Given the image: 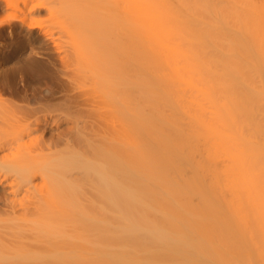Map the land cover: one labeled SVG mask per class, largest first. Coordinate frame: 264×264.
Segmentation results:
<instances>
[{
    "label": "bare ground",
    "instance_id": "1",
    "mask_svg": "<svg viewBox=\"0 0 264 264\" xmlns=\"http://www.w3.org/2000/svg\"><path fill=\"white\" fill-rule=\"evenodd\" d=\"M128 1L133 19L112 23L109 50L91 38L108 61L98 81L120 98L126 143L110 111L73 85L68 56L85 54L80 41L50 36L28 13L42 4L22 2L31 17L15 6L21 16L6 19L25 25L24 43L48 33L74 49L53 41L59 61L49 46L3 52L15 60L0 68V215L47 237L8 254L0 244V264H264V0ZM60 201L73 213L65 206L54 219ZM58 218L76 225L71 233L60 223L67 238L54 240Z\"/></svg>",
    "mask_w": 264,
    "mask_h": 264
},
{
    "label": "rangeland",
    "instance_id": "2",
    "mask_svg": "<svg viewBox=\"0 0 264 264\" xmlns=\"http://www.w3.org/2000/svg\"><path fill=\"white\" fill-rule=\"evenodd\" d=\"M7 2H10L14 7L13 8H11L12 7V5L10 4V7H9V3H7V6H8V8H7V6H6V8L5 7H2L1 8V5L3 6V4L5 3V1H1L0 0V3L1 2H3V4H0V25L2 26V28L0 29V68L1 69H7L8 68V66L9 67H11L12 65H14L13 63H14V61H13V59L11 58V57H9V58H6V59H4V57H3V52H8V51H10L11 50V48L12 49H14V48H17V47H19V45L22 47L23 46V56H25L26 54H28L30 51H31V49L30 48H32L31 46H34L35 48L31 51V52H35L34 54L35 55H40L41 54V52L39 53L38 51H44V48L42 49V47H48V49H50L52 52H53V50H54V55L56 56V58H57V60L59 61V58H58V50L59 51H62L63 49H65V48H67L68 50H69V48H71V47H67V45L69 44L68 42L69 41H71V43L74 45V42L75 41H77V40H79L80 42L79 43H81L80 45H78L76 42H75V44H77L78 45V47H77V49L78 48H81V49H83L84 50V52H85V54H82V55H74V53L72 54V50H69L70 52H71V56H68V58H70L71 57V59L69 60V59H67V60H69L68 61V69H69V71L71 72V74H72V77H71V79H72V81H73V85H75V84H77V86L79 87V88H77L78 90H81V91H83V94L82 95H84L85 93L84 92H86V96H85V98L84 99H86L87 97L89 98V99H91L92 101H91V103L94 101L95 103H97L98 102V104H99V106H101V110H99V111H102L104 114H105V116H107L108 117V111H110L109 113V115H112V124H114V126L115 127H118V130H119V140L120 141H122V142H124V143H126V141L127 142H129L131 139H132V135H131V133H129V132H126V131H124V130H122L121 128H119V122H120V119H119V117H120V114H119V112H118V110H117V107H118V104L120 103V98L118 99V101L116 100L117 98H116V96L114 97V93L112 94V92L114 91L113 89H111V90H113V91H111V94H108L107 92L109 91L107 88V92L106 91H104V89H103V85H102V80H99V81H101V83L98 81V72L100 71L99 69H98V67L100 66V69H102L101 67H102V64L104 65V64H107L108 65V63H105V61L107 60H104V58L103 57H101V56H98L97 54H93L92 53V51L94 52V53H97L98 52V50H99V47L101 46L100 45V43H99V45H98V43H97V41H94V40H98V39H96V37L95 36H93L94 35V33H98V35H101L99 38L101 39V37H102V40H98V41H102V43H103V40L105 39V43H103V45H105L104 47L106 48H108V50H109V44L111 43V41H112V38H113V34H112V36H111V33H112V30L111 29H109V27L111 26V25H113V29L114 28H116L117 26H122V28H123V25H121V23L122 22H124L125 20V23L126 22H129V21H127V19L129 20L131 17H132V19H133V15H134V13H135V11H134V13L132 12V8H131V11H130V8L129 7H131V5L128 3L129 1L128 0H31V1H29L28 0V5H30V4H42L41 6H43V7H41L40 5H39V8H38V6H36L33 10H31L32 11V13H31V11H30V9H29V11H28V13L29 14H33L32 16L33 17H36L37 19H39L40 21H41V23L40 22H38L39 23V25H41V27L42 28H46V31H50L51 33H49V35L51 34V35H53V37H55V39L57 38L58 40H62V39H66L67 37V39L69 40L67 43V45L66 44H63L62 42H64V41H66V40H62V42L61 41H54L56 44L58 43V44H60L61 43V46H60V48H63L62 50L61 49H57V53H55L56 52V44L51 40L52 39V37L50 38L49 36H47L48 35V33L47 34H45V38L43 39V40H45V42L43 41V43H41V42H38V43H36V42H34V43H31L30 41H25V43H24V40H23V38H24V35H25V25H23L22 27L21 26H18V28H17V25L18 24H16V25H13V26H15L14 28H17V29H14L13 28V30H11L12 28V25H10V22H12V21H15L16 22V20H17V17L19 16H21L20 14L22 13V16L24 15L23 14V12L25 13V9H27V0H6ZM24 1V2H23ZM172 1V0H171ZM170 1V2H171ZM22 2L24 3V5L22 4ZM47 3L49 4V3H51L53 6L51 7V9H49V10H52V15L51 16H49L50 14L48 13V15L47 16H49V17H47L46 16V12L45 11H47L48 12V8H47V10H45L44 8L45 7H48L47 6ZM173 3H174V0H173ZM175 3H177L176 1H175ZM15 4V5H14ZM17 4V5H16ZM172 4V3H171ZM5 5V4H4ZM23 5V8H25V9H23L22 10V8L20 9V7ZM46 5V6H45ZM50 5V4H49ZM173 5V4H172ZM176 5V4H175ZM15 6H18L19 7V10H21L22 12L20 13V11L19 10H14V8H16ZM32 6H35V5H32ZM18 7H17V9H18ZM42 9H41V8ZM50 7V6H49ZM37 8H38V10H37ZM55 10V12H53ZM15 11L18 13L17 15H16V13H15ZM35 13H34V12ZM27 12V11H26ZM14 13H15V16L13 17L12 15H14ZM130 13V14H129ZM26 14V13H25ZM131 14H133L132 16H130ZM26 15H28V14H26ZM29 17H31V15H28ZM10 17H12L14 20H11V18ZM125 18V17H127V19L125 18L124 19V21H123V18L122 19H120V20H118L119 18ZM129 17V18H128ZM116 18H118V19H116ZM6 19H10V22H6L7 20ZM32 19V18H31ZM35 19V18H34ZM37 19H36V21H37ZM33 20V19H32ZM115 20H117V21H115ZM5 21V22H4ZM115 21V22H114ZM121 23H120V22ZM3 22V23H2ZM2 23V24H1ZM9 23V24H8ZM112 23H115V26L116 27H114V24H112ZM116 23H118L117 25H116ZM125 23H123V24H125ZM36 24H37V22H36ZM129 24H130V22H129ZM132 24V23H131ZM38 25V24H37ZM43 25V26H42ZM126 26V25H125ZM40 27V26H39ZM10 28V29H9ZM23 28V29H22ZM41 28V29H42ZM112 28V27H111ZM117 28H119V30L120 29H122V28H120V27H117ZM40 29V30H41ZM109 29V30H108ZM22 31V32H20V31ZM10 31V32H9ZM13 31V32H12ZM35 33H34V32ZM42 31V33L44 32L45 33V29H42L41 30ZM48 31V32H49ZM97 31V32H96ZM101 31V32H100ZM9 32V33H8ZM19 32V33H18ZM37 30H35V29H33L32 30V35L31 36H38L39 35V33L37 32ZM99 32L101 33V34H99ZM12 33H14V37H12V38H10L9 37V35H11ZM17 33V34H16ZM33 33H34V35H33ZM41 34V33H40ZM102 34H103V36H102ZM26 35H28V34H26ZM50 35V36H51ZM92 36L93 37H95L94 38V40L92 39V41H91V38H92ZM19 37V38H18ZM23 37V38H22ZM49 37V38H48ZM22 38V39H21ZM48 38V39H47ZM60 38V39H59ZM84 38H89L90 39V41L88 40V42H86L85 41V39ZM98 38V37H97ZM5 39H6V41H5ZM17 39V40H16ZM47 39V40H46ZM50 39V40H49ZM110 39H111V41H110ZM22 40H23V42H22ZM48 40H49V44H48ZM12 41V42H11ZM15 41V42H14ZM52 43H54V44H52ZM72 41H74V42H72ZM22 42V43H21ZM47 42V43H46ZM21 43V44H20ZM26 43H28V44H26ZM36 43V44H35ZM52 45H54V46H52ZM66 43V42H65ZM101 43V44H102ZM41 44V45H40ZM46 44V45H45ZM48 44V45H47ZM71 44V45H72ZM16 47H15V46ZM27 45V46H26ZM29 45H31V46H29ZM36 45V46H35ZM43 45V46H42ZM56 45V46H55ZM62 45L64 46L65 45V48L64 47H62ZM40 46V47H39ZM70 46V45H69ZM25 47V48H24ZM51 47V48H50ZM53 47V48H52ZM75 47V46H74ZM103 47V46H102ZM38 48V49H37ZM35 49H37L36 51H35ZM71 49H74V48H71ZM81 49H80V51H81ZM101 49V48H100ZM87 50H89V51H91V53L92 54H88V52H87ZM103 50H104V48H103ZM103 50H102V52H103ZM108 50H104V51H108ZM78 51V53L79 54H81L80 52H79V50H77ZM74 52H75V50H74ZM106 52H104V53H102V55L103 54H106ZM38 53V54H37ZM99 53H101V52H99ZM57 54V55H56ZM70 55V54H69ZM100 55V54H99ZM42 56H44V55H42ZM74 56V57H73ZM75 56H78V57H76L75 58ZM97 56L99 57L98 59H97ZM104 56V55H103ZM106 56V55H105ZM104 56V57H105ZM102 59H101V58ZM108 57V56H107ZM12 59V60H11ZM3 60H6V61H3ZM15 60V59H14ZM13 61V62H12ZM106 62H108V61H106ZM99 65V66H98ZM109 67V66H108ZM107 67V69H109ZM104 68H105V70H106V66H104ZM99 70V71H98ZM110 70V69H109ZM102 71H103V69H102ZM104 72V71H103ZM105 72H108V71H105ZM111 73V72H110ZM106 74H108V73H106ZM109 75V74H108ZM113 75V74H112ZM99 77H100V79L102 78V79H107V75H105L104 73H101V75H99ZM104 77V78H103ZM109 77V76H108ZM111 77V76H110ZM109 77V78H110ZM263 78H264V75H263ZM111 80V79H110ZM109 80V82L111 83V81ZM104 82H106V81H104ZM33 83H34V81H33ZM32 83V84H33ZM36 83V82H35ZM75 83V84H74ZM99 83V84H98ZM110 83H107V84H109L110 85ZM100 84L102 85V87L100 86ZM104 84V83H103ZM109 87V86H108ZM75 88H76V85H75ZM109 88H111V87H109ZM104 91V92H103ZM5 94H7V93H5ZM106 94V95H105ZM108 95H110V96H108ZM6 96V95H5ZM83 96V97H84ZM9 97V96H8ZM87 98V99H88ZM86 99V100H87ZM88 99V100H89ZM87 100V101H88ZM94 103V104H95ZM93 104V103H92ZM166 107H169V105H166ZM145 108V107H144ZM164 109H165V107H163V111H164ZM168 109V110H167ZM167 109H165L166 111H167V113L168 112H170V111H172V110H170L169 108H167ZM170 110V111H169ZM105 111V112H104ZM164 113H166V112H164ZM166 113V114H167ZM169 114V113H168ZM107 117H106V119H107ZM110 117V116H109ZM89 119V118H88ZM87 119V121L88 122H90L89 120ZM111 120V119H110ZM109 120V118L107 119V121H109V122H111ZM109 122H107V124H109ZM114 122V123H113ZM63 124V125H62ZM66 124H68V123H66V122H62V123H60V125H59V127H61V129L62 128H64L65 126H66ZM87 124H89V123H87ZM100 124V125H99ZM98 125L99 126H101V123H99L98 122ZM98 125H97V127H98ZM110 125V124H109ZM104 126V125H103ZM58 127V129H60ZM89 128V129H88ZM93 128H95V126L93 127ZM100 128V127H99ZM91 129H92V127H91ZM87 130H90V127L89 126H87V128H86V131ZM121 130V131H120ZM91 131H93V130H91ZM90 132V131H89ZM27 138V137H26ZM25 139V138H24ZM27 140V139H26ZM121 142V143H122ZM121 143H119V144H121ZM123 143V144H124ZM122 144V145H123ZM127 145V144H126ZM60 148H59V147ZM58 146H56V148H59V149H62L63 148V145H58ZM188 169H190V167L188 168ZM188 170H186V172H187ZM73 172H75V171H72V173ZM189 173V172H188ZM75 174H76V172H75ZM78 174V173H77ZM187 174V173H186ZM188 175V174H187ZM71 176H75L74 175V173L71 175ZM184 177H186L187 178V176L185 175ZM4 186H6V184L5 183H2V184H0V198H2L3 196H5V195H8V190L7 189H5V188H3ZM89 192V191H88ZM53 194V193H52ZM55 197H56V194L54 195ZM81 197V196H80ZM82 197H83V195H82ZM90 196H89V193H85L84 194V197L83 198H81L80 199V201H79V199H78V201L80 202V204H81V202L82 203H88L87 201L90 199L89 198ZM59 197H56V199H58ZM61 198V197H60ZM62 199V198H61ZM92 199V198H91ZM91 199H90V201H91ZM58 201V200H57ZM59 202V201H58ZM65 203H67L66 201H64ZM64 202L63 203H61V201H60V203L61 204H58L57 203V206H55L56 208H53L54 210V212H55V214H53V213H50L51 215L53 214V216L54 215H56V217H57V214H58V217H59V215H62V214H59V212H62V210H63V212H64V209L63 208H66L65 206H67V210L69 211V214H71V213H73L72 211H70L69 209H68V206L70 205V204H67V205H64ZM74 203V205H75V202H73ZM74 205H73V210H76L75 208L76 207H74ZM82 205V204H81ZM72 207V206H71ZM70 206H69V208H71ZM61 210V211H60ZM67 210H66V212H67ZM72 210V209H71ZM43 212L44 213H49V211H48V208L47 207H44L43 208ZM65 212V213H66ZM75 212H77V211H75ZM57 213V214H56ZM69 214H68V216H69ZM76 214V213H75ZM82 214H84V213H82ZM87 214H89V213H85V215H87ZM45 215V214H44ZM43 215V216H44ZM48 215V214H47ZM50 215V216H51ZM74 215V214H73ZM50 216L48 215V217H49V219H50ZM65 216V215H64ZM64 216H61L62 218L64 217ZM75 216V218L74 219H76V216H79V215H74ZM3 216L2 215H0V244L3 246V247H1V248H4L6 251H7V254H8V252H10L11 253V251H13L16 247H18V246H24V247H28V246H33V247H35V246H38V245H40V244H42V243H44V241L46 240V234L44 233V232H42L41 230H39V229H37V228H35V227H37V226H33L32 225V223L31 222H26V223H23V222H15V221H13V220H9V219H5V218H2ZM56 217L54 216V219H56ZM53 218V217H52ZM61 218V219H62ZM67 217L65 216V219H66ZM70 218H72L71 217V215H70ZM45 219V218H44ZM48 219V218H47ZM60 218H58L57 220H58V225H57V223H55L56 225H54L55 227L56 226H59L60 225V228L59 227H57L59 230H60V233H62V235H60L59 236V234H56L58 231L57 230H55V232L56 233H54L52 236H55L54 238L52 237V239H56V240H60V237L62 236V237H65V236H63V229L62 228H64L63 226H64V224L62 223V222H64L65 221V219H64V221H62L61 222V220H59ZM73 219V220H74ZM63 220V219H62ZM76 220H78V219H76ZM76 220H75V222H76ZM56 221V220H55ZM55 221H53V223L55 222ZM66 221H68V220H66ZM66 221H65V223H66ZM57 222V221H56ZM72 222V221H71ZM74 222V223H75ZM63 225L62 227H61V224ZM70 222L68 221L67 222V224H66V229L67 230H69V231H71V233L74 231V229H73V226L74 225H76V224H74L73 226H71L70 224H69ZM30 224H31V226H30ZM33 224H35V223H33ZM73 224V223H72ZM77 225H78V223H77ZM54 227V228H55ZM78 227V226H77ZM79 227H80V225H79ZM81 228V227H80ZM65 229V230H66ZM62 230V231H61ZM79 231V230H78ZM71 233H69V234H71ZM74 233V232H73ZM78 233V232H77ZM82 232H80V234H81ZM68 234V235H69ZM57 235V236H56ZM64 235H66L67 236V232H64ZM59 236V237H58ZM71 236H73V235H71ZM84 236V235H83ZM86 236V235H85ZM88 236V235H87ZM86 236V237H87ZM48 237H50V236H48ZM79 237V236H78ZM81 237V236H80ZM89 237V236H88ZM87 237V238H88ZM65 238H67V237H65ZM68 238H69V236H68ZM73 239H74V242H75V239L78 241V238L77 237H72ZM83 238V240H85L86 242H87V240L89 239H84V237H82ZM48 239V238H47ZM69 239H71V238H69ZM72 239V240H73ZM81 239V238H80ZM92 239H93V237H92ZM71 240V241H72ZM82 239H81V241H83ZM63 241V240H62ZM65 241V240H64ZM63 241V242H64ZM80 241V240H79ZM89 241V240H88ZM58 242V241H57ZM61 242V241H60ZM63 242L60 244V246L63 244ZM65 242H67V241H65ZM59 243V242H58ZM83 243V242H82ZM85 243V242H84ZM59 245V244H58ZM87 245V244H86ZM63 248L61 249V250H65V245L63 244ZM67 246H69L68 244H67ZM0 248V249H1ZM4 250V251H5ZM63 250V251H64ZM66 250H68V249H66ZM82 251H85V250H82ZM86 252H90V251H88V250H86L85 251V253ZM6 254V253H5ZM82 255H84V257H85V254L84 253H82ZM86 255H87V257H90L91 255L90 254H87L86 253ZM89 255V256H88ZM84 257H82V258H84ZM85 259H87V258H85Z\"/></svg>",
    "mask_w": 264,
    "mask_h": 264
}]
</instances>
